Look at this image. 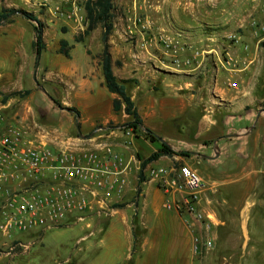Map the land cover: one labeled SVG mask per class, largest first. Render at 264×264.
Here are the masks:
<instances>
[{"label": "crops", "instance_id": "obj_1", "mask_svg": "<svg viewBox=\"0 0 264 264\" xmlns=\"http://www.w3.org/2000/svg\"><path fill=\"white\" fill-rule=\"evenodd\" d=\"M204 1L153 0L140 6L151 17L148 19L152 20L153 33H141L122 17V21L114 23L110 39L113 71L119 79L133 81L132 99L144 127L177 153L189 154L163 156L149 164L144 172L146 181L140 185L138 204L131 202L141 168L137 155L141 156L143 148L146 155L141 157H149L161 142L141 138L140 143L119 127L108 128L109 123L122 124L131 118L123 111L114 112L117 95L105 84L99 59L102 45L94 52L85 45L86 39L82 52H75L79 43L72 45L69 58L59 51L50 59L44 57L46 50L42 53L46 78L59 82L62 103L80 112V118H76L64 109L81 124L80 128H87L80 138L110 143L131 163L126 191L113 198L114 205L126 202L125 207L113 205L109 215L96 211L85 214L82 220L71 217L69 222L48 230L69 228L76 223H84L87 230L77 238L74 248L53 264L58 260L63 264H130L132 260L133 264H198L197 256L202 254H194V238H210L216 244L230 240L234 231H239V237L247 244L264 247V51L252 25L256 19L264 21V7L260 0ZM128 31L135 32L131 33L137 38L135 47L125 43ZM234 31L241 36L239 46L224 40L226 33ZM155 32L169 34L175 42L185 45L180 58H190L192 63L174 66L163 43L155 39ZM12 35L20 39L30 36ZM29 41L33 46L35 40ZM7 46L12 48V42ZM206 48L216 53L226 49L238 62L236 70L222 67L215 55V63L201 57L193 59L194 50ZM30 59V55L26 56L24 64L17 66L16 59L6 58L0 66L2 84H21L19 79L28 73ZM167 122L174 125L175 135L161 127ZM100 130L102 136L83 138ZM235 134L239 136L228 137ZM57 146H63L62 141ZM216 153L218 157L210 158ZM161 163L164 165L159 167L188 166L203 178L205 186L197 207L201 219L164 207L165 201L175 195L164 193L148 173L149 168ZM48 231H43V237ZM136 233L140 242L134 255ZM7 238L0 235V247L9 243ZM103 249L111 255L102 257Z\"/></svg>", "mask_w": 264, "mask_h": 264}, {"label": "built area", "instance_id": "obj_2", "mask_svg": "<svg viewBox=\"0 0 264 264\" xmlns=\"http://www.w3.org/2000/svg\"><path fill=\"white\" fill-rule=\"evenodd\" d=\"M261 2L264 7V0ZM252 25L256 33H264V21ZM230 38L240 43V38ZM162 43L172 50L174 66L192 63L190 58H179V52L186 50L185 45L170 36H162ZM195 51L193 59L199 56ZM237 65L233 57L223 63L230 71L236 70ZM7 108L0 98V235L9 237L14 230L24 233L49 230L69 222L71 217L82 220L89 212L112 213L114 195L121 196L129 185L130 161L112 144L96 140L72 148H53L30 137L23 126L13 124ZM132 130L126 132L131 140L135 136ZM148 173L164 193L175 195L165 201L166 209L203 217L197 214V207L205 182L197 171L185 165H173L151 167ZM32 245V242L13 240L0 250V256L26 253ZM213 246L212 239L198 236L192 249L195 255H201Z\"/></svg>", "mask_w": 264, "mask_h": 264}, {"label": "rangeland", "instance_id": "obj_3", "mask_svg": "<svg viewBox=\"0 0 264 264\" xmlns=\"http://www.w3.org/2000/svg\"><path fill=\"white\" fill-rule=\"evenodd\" d=\"M86 0H0V12L3 9H22L28 12H33L39 17L44 25V40L46 44V52L44 57L50 59L54 57L55 52L60 49L61 40H67L70 45L77 44L75 41L76 37L83 33L86 29V11H85ZM153 0H115L114 10V23L120 22V18L126 19L128 23L132 24L133 28H137L141 33L154 32V26L152 20L148 19V12L145 8L140 6L149 5ZM204 0H196V3H203ZM263 7V4L260 0ZM131 7V11L128 10ZM126 12V14H124ZM227 14V13H226ZM220 15V14H218ZM221 16V15H220ZM11 20L3 21L0 24V66L6 63V58H14L17 60V66L24 64L26 56L30 55L31 61L28 64V73L25 74L20 80L21 84H10L3 85L0 80V98H4L15 91L31 90V94L25 98L15 97L8 100L6 109L9 118L14 119L13 124L23 126L28 130L30 137L40 139L51 147H59L62 141L63 146L72 148L77 143L85 144L88 143L86 140H82L80 135L87 128L83 125L82 128L77 127L78 122L67 110H64L62 102V90L57 80H49L45 74V62L40 59L38 68L35 72L36 67V53L30 40H35V33L33 24L29 20L23 18L21 15L10 17ZM255 20V19H253ZM257 24H263V21H254ZM255 27V26H254ZM220 30V29H218ZM12 33H29L30 36H25L20 39ZM102 29L97 28L87 38L85 45H89L92 51L96 52L98 47L102 45L101 42ZM135 32L128 31L126 37V44L130 47H135L137 38ZM156 33V32H155ZM165 34V35H164ZM162 36H170L166 33H156L155 39L162 43ZM230 36H236L240 40L241 36L236 31L232 33H226L224 40L228 41L233 45H240L235 43ZM254 36L260 41L264 33H254ZM122 39V38H121ZM124 39V38H123ZM264 40H261V42ZM8 42H12V48H8ZM259 42V47H261ZM84 43L77 44L75 52H82ZM165 48V47H164ZM166 49V48H165ZM263 49V48H262ZM199 51V56L205 58L211 63H215V60L220 58L222 67L225 60L229 57L235 58L232 54H227L226 49H220L217 53L215 51ZM166 54L171 57L172 62L174 61L172 50L166 49ZM264 51V49H263ZM196 52L195 50L193 53ZM213 53V54H211ZM216 59L214 60L213 56ZM180 58V55H179ZM124 59V58H123ZM181 59V58H180ZM184 60V59H182ZM236 60V59H235ZM218 61V60H217ZM201 76V75H198ZM219 77V76H218ZM221 77V76H220ZM15 82V81H14ZM127 89L132 96V92L135 89L133 86L127 85ZM53 97V98H52ZM54 99L59 101L55 103ZM139 104V103H138ZM131 122L126 121L124 123H109L107 126L110 129L119 127L126 134L127 130L133 128L129 127L128 124ZM81 125V124H80ZM166 133L169 135H175L176 131L172 123H164L161 125ZM134 133V139L142 142V139L149 140L142 133L132 130ZM102 130L92 133L93 137L102 136ZM91 135V134H89ZM89 135H85L89 136ZM101 140L103 138H100ZM99 139V140H100ZM68 141L64 145L63 142ZM141 156L146 155L145 150L142 148ZM164 164H158L157 167L163 166ZM127 204L126 202H123ZM236 223L234 222V227ZM48 231V230H45ZM87 230L84 223H76L69 228L55 229L48 231L43 237V231L24 233L17 230L12 231L9 238L6 240L12 242L13 240L21 241L24 243H33L31 248L25 253L19 251L16 255H3L0 256V264H53L54 260L63 257L67 252L74 248L75 242L78 237L86 234ZM239 231H234L233 237L225 242H216L213 248L206 251L201 256H197L198 264H264V247L254 246L247 241H244L239 237ZM43 241L41 242V238ZM96 239V238H95ZM8 243V244H9ZM7 246L0 247V250H4ZM100 254L105 257L106 254L111 253L107 250H101ZM54 264H63L62 261H55Z\"/></svg>", "mask_w": 264, "mask_h": 264}, {"label": "trees", "instance_id": "obj_4", "mask_svg": "<svg viewBox=\"0 0 264 264\" xmlns=\"http://www.w3.org/2000/svg\"><path fill=\"white\" fill-rule=\"evenodd\" d=\"M85 11H86V29L82 34L78 35L75 39L77 43L84 42L98 27L102 29L101 34V42H102V50L99 54L100 65L103 71L105 84L108 90L117 95V98L113 101V109L116 114L121 113L122 111L130 116L131 122L128 124L129 127L133 128L137 132L142 133L145 137H147L150 141L159 142V140L154 136L152 131L147 132L146 127H144V122L139 114L138 108L132 99L131 94L127 89V85L132 86L133 81L131 80H121L119 79L113 71V57L111 53V45L110 39L113 35L115 24H114V10H115V0H86L85 1ZM21 15L23 18L29 20L30 22H36L33 24L35 33V41L33 43V47L36 53V61L37 57L42 55V53L46 50V44L44 40V25L42 21L39 19L37 15L33 12H28L22 9H3L0 12V23L6 20H11L10 17ZM261 47L264 49V41L260 43ZM72 45L69 44L67 40H61L59 52L66 56L70 57L69 51L72 49ZM116 64L121 66V62L117 61ZM31 94V90L24 91H15L8 95H5L3 98V102L6 103L9 99L20 97L25 98ZM53 98V97H52ZM55 103H59L56 99H54ZM64 109H68L72 113L75 114V117L80 118V112L75 107H64ZM79 126L80 123H79ZM175 155L180 156H188V152L177 153L174 151L169 145L160 143L159 149L152 153L147 158H142L139 154L138 158L141 160V168L139 171V180L138 187L133 196L131 202L138 204L139 194L141 192L140 185L146 181L145 177V169L149 164L159 160L163 156L173 157ZM125 203L115 204V208H123L125 207ZM139 239L137 233L134 235V247L133 254L135 255L136 251L139 248ZM130 264H133V260Z\"/></svg>", "mask_w": 264, "mask_h": 264}, {"label": "water", "instance_id": "obj_5", "mask_svg": "<svg viewBox=\"0 0 264 264\" xmlns=\"http://www.w3.org/2000/svg\"><path fill=\"white\" fill-rule=\"evenodd\" d=\"M1 23H2V22H1ZM1 23H0V24H1ZM35 23H36V22H35ZM39 61H40V56L37 57L36 67H35V71H34V79H35V72H36V70H37V68H38V65H39ZM67 110H68V109H67ZM77 118H79V117H77ZM77 127H79V125H78ZM146 131L149 132L150 130H149V129H146ZM154 136H155V137H156L161 143L169 145L164 139L160 138L158 135H155V134H154ZM237 136H239V134L228 135V137H237ZM81 137H82V135H81ZM92 137H93V134H91V135H89V136H86V137H83V138H85V139H90V138H92ZM216 143H217V141H216ZM216 143H215V144H216ZM217 149H218V147H217ZM216 157H218V153H216V156H215V157H210V158L215 159Z\"/></svg>", "mask_w": 264, "mask_h": 264}]
</instances>
